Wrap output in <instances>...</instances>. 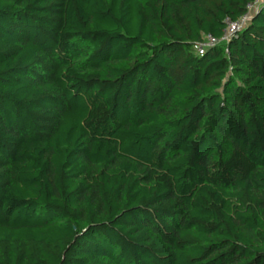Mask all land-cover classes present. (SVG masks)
<instances>
[{"label":"trees","instance_id":"trees-1","mask_svg":"<svg viewBox=\"0 0 264 264\" xmlns=\"http://www.w3.org/2000/svg\"><path fill=\"white\" fill-rule=\"evenodd\" d=\"M0 0V264H264V2Z\"/></svg>","mask_w":264,"mask_h":264},{"label":"built area","instance_id":"built-area-1","mask_svg":"<svg viewBox=\"0 0 264 264\" xmlns=\"http://www.w3.org/2000/svg\"><path fill=\"white\" fill-rule=\"evenodd\" d=\"M260 0H255L248 4V12L238 21H227L226 29L221 39H216L212 35H207L202 42L195 45L197 54L203 55L209 48L216 46L219 42H228L234 33L242 30L251 18V14L259 8Z\"/></svg>","mask_w":264,"mask_h":264},{"label":"rangeland","instance_id":"rangeland-1","mask_svg":"<svg viewBox=\"0 0 264 264\" xmlns=\"http://www.w3.org/2000/svg\"><path fill=\"white\" fill-rule=\"evenodd\" d=\"M264 2V0H260V3L262 4Z\"/></svg>","mask_w":264,"mask_h":264}]
</instances>
